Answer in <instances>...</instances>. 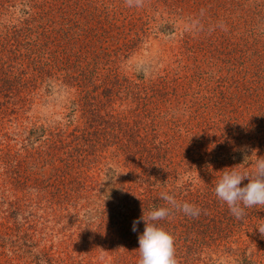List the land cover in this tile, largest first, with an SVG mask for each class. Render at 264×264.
Here are the masks:
<instances>
[{
  "label": "rangeland",
  "instance_id": "rangeland-1",
  "mask_svg": "<svg viewBox=\"0 0 264 264\" xmlns=\"http://www.w3.org/2000/svg\"><path fill=\"white\" fill-rule=\"evenodd\" d=\"M18 6L14 12L7 6L1 11L0 36L11 35L15 28V39L20 42L24 25L20 21L25 17ZM79 6L81 24L82 16L92 8H97L98 16L116 14L120 24L109 32V50L96 49L101 58L116 59L96 68L97 84L105 78L116 82L111 96L103 87L97 92L99 105L106 106L103 119L107 122L97 115L90 121L92 127L85 126L89 114L75 111L76 89L63 88L58 84L61 80H51L58 85L52 91L42 86L20 88L14 107L4 103L9 90H0V112L8 106L0 118V264H137L134 244H126L127 254L122 253L120 242L125 239L121 241V233L115 231L109 209L122 203L123 187L139 190L145 186L141 177L146 176L140 177L131 164L129 168L122 164L118 146L127 139L124 131L142 134L147 145L160 140L162 171L151 178L157 179L160 193L176 196L181 189L174 186L188 184L192 177L173 173L179 168H170L167 161L172 156L163 150L169 144L176 146L174 158L180 157L187 141L197 144L199 137L206 136L208 141L198 144V149L214 160L240 165L247 172L254 167L252 159L243 160L238 141L229 135L245 128L264 131V121L240 122L241 108L235 112L229 104L243 98L249 113L259 112L247 92L264 80H225V57L240 54L225 43L240 48L246 41L264 40V0H143L142 7H129L125 0H80ZM102 36L99 39L105 40ZM137 83L145 87L134 96ZM138 102L147 111L137 112ZM33 129L42 131L39 139L24 146V138ZM76 133H82L83 139L72 140L71 134ZM240 143V147L249 146L245 137ZM48 154L56 155L55 160L48 161ZM109 165L115 192L105 196ZM29 175L33 178L24 182ZM194 182L201 184L198 178ZM213 195L214 191L206 195L211 203ZM218 203L221 206L212 205L207 211L198 234L190 231L188 238L177 232L172 235L171 228L166 229L172 223L163 219L160 226L174 237L178 264H244L241 259L253 253L257 254L253 264H264V237L256 228L264 224V206L250 208L255 215L245 212L237 220L225 203ZM193 240L205 246L193 247L192 263H184L179 248ZM137 241L133 242L139 245Z\"/></svg>",
  "mask_w": 264,
  "mask_h": 264
},
{
  "label": "trees",
  "instance_id": "trees-1",
  "mask_svg": "<svg viewBox=\"0 0 264 264\" xmlns=\"http://www.w3.org/2000/svg\"><path fill=\"white\" fill-rule=\"evenodd\" d=\"M2 1L0 2V14H2L1 11H5V6L11 7L14 12L17 5H19L18 10L25 17L20 21V25L24 24L21 25L23 27L20 30V42H17L15 39L17 37L15 28L10 32L11 35L2 34L0 36L2 40L0 42V90L5 92L9 90L7 93L10 94H6L5 97L7 98L4 103L13 104L12 107H14L16 105V102H14L16 99L14 97L18 95L17 92L20 88L29 89L42 86L45 90L52 91L58 85L51 80H61L58 84L63 88L76 89L75 92L77 93L78 100L75 101V111H80L84 114L83 116L89 114L85 126L92 127L90 121L95 120L97 115L100 116V119H103L106 116L104 113L106 111L103 110L106 109V106L102 108L99 105V100L97 99L98 89L99 87H103V89L109 90V96H111L112 91L116 88V82L105 78L99 80L97 84L96 68L100 63L104 65L108 64L107 61L111 63L116 62V59L112 60L109 56L101 58L97 54L96 49L100 48L104 53L106 49L109 50L107 37L111 34L109 33L111 30L120 27L118 16L108 12L104 13L103 16L102 14L98 16L96 13L97 8H92L88 10L87 14L82 16L83 20L81 24L80 0ZM7 2H10V4L7 5ZM109 14L113 17H110ZM26 21L27 23H25ZM26 24L30 25L29 28L25 27ZM100 31L104 33L105 40L99 39L102 36ZM136 36L139 39V33ZM137 37L135 40H131L132 44L137 42ZM120 39H122V36ZM247 43L246 41V46L242 45L240 48H237L235 45L232 46V43H225L227 48L230 47V50L232 48L240 50V54L232 52L225 57V80H264V40L260 38V40ZM127 49L129 48L127 47ZM118 50H121V48H118ZM15 67L18 69L17 71L14 70ZM118 74L117 72V76ZM124 80L127 82V79L124 78ZM88 85L93 90L89 89ZM144 87V84L138 85L137 83L135 85L134 96L140 93ZM152 90L155 92L154 89ZM247 94L253 100L251 101L252 107L256 106L259 112L249 113L247 111L249 108L245 105L247 102L243 98L238 103L234 102V104L231 103L229 106H232L235 112H237L238 108H241L239 110L240 122L243 121L246 124H253L254 120H256L262 123L264 121V83L259 87L251 89ZM7 110L8 106H5L2 109L3 112H0V118ZM135 110L137 112H140V110L147 111V108L138 102ZM103 121L107 122L104 119ZM40 132H42L40 129H33L30 135L24 138V146H32L39 139ZM124 132L126 133L127 139L118 138V140H124V143L121 142L118 146L119 155L123 157L121 160L122 164L127 168L131 164L132 168L140 171V177L146 176V178L141 177L142 183L145 184L143 188L136 190V187H123L122 194L124 202L122 201L120 205H117L118 207H109L112 211L110 217L112 224L115 225L114 229L115 231L118 229L121 233V241L125 239L124 243L121 244L120 242L122 253L127 254L128 249L126 244L131 243L138 248L139 245L133 241H137V238L145 228V224L141 220L137 224V231L134 232L132 230L133 221L142 216L143 210L146 214L153 208L169 207V205L160 199L157 179L151 180V178L157 177L158 172L162 171L160 163L162 147L160 146V140L147 145V139L141 136L142 134L133 133L132 130L130 132ZM198 132L201 131L198 130ZM81 134H71L72 140H77V138L83 139V137H80ZM231 137L236 140L235 142L238 141V149L242 153L243 160L252 159V161H255L254 159H257V157H264L263 130L252 131V129L245 128L238 131L237 134L231 132L229 138ZM243 137L249 140V146L240 147L242 145L240 139ZM207 138L206 136L199 137L197 144H193L191 140L187 141L186 148L184 147L185 149L180 153L182 155L180 157L176 156L174 158L176 154V146L174 144H169V146L167 145L163 148L166 154L170 153L172 156L168 161L166 159L170 168H179L178 170H174L173 173H188V176H192L187 182L188 184H183L180 187L174 186L177 189H181L179 194H175L176 196L174 197L179 202H188L200 209L199 214L196 216L185 215L182 211H173V218L171 216V219L174 223L170 221L171 219L167 220L166 218V221L172 223L171 226L166 224L167 230L171 228L172 235L177 232L182 238H188L190 231L198 234L197 229L201 227L200 225H203V221L208 214L207 211L212 209V205L221 206L218 200L214 199L215 195H213L212 203L211 199L206 195H210L211 191H214L216 181L222 172L231 171L232 168L238 171H244L239 168L240 165H225L221 161L214 160L213 156H209L202 149H198V144L201 146L203 143H206L208 141ZM63 139V136L59 137L60 141H63ZM87 151L85 148L82 150L84 154ZM48 155V161L55 160L56 155ZM12 168L14 169V167ZM105 176L108 179V186L104 187L106 189L105 196H110V194L115 192L111 183L113 167L110 165L106 166ZM27 178H24V182L30 181L33 177L29 175V179ZM197 178L201 183L199 186H196L194 182V179L196 180ZM139 185L142 184L139 182ZM191 185L195 189L193 193ZM128 190H130V193L133 192L131 197H128L130 194L127 193ZM131 199L133 201H130ZM244 211L249 215H255L253 209L246 208ZM162 222L163 220H159L153 223L160 226ZM160 227L165 230L163 226ZM110 231L113 232L112 230ZM196 237L197 239L199 238V236ZM187 244L189 246L182 245L179 248L178 256L184 260V263H192L193 247L201 250L205 244L201 243L200 240H193ZM256 255V253H253L249 256L251 258L244 257L241 261L244 264H253V259H255L254 257Z\"/></svg>",
  "mask_w": 264,
  "mask_h": 264
},
{
  "label": "clouds",
  "instance_id": "clouds-1",
  "mask_svg": "<svg viewBox=\"0 0 264 264\" xmlns=\"http://www.w3.org/2000/svg\"><path fill=\"white\" fill-rule=\"evenodd\" d=\"M129 7H142L143 0H125ZM254 167L250 172L223 171L216 181L214 194L216 198L228 206L233 217L241 220L246 208L264 206V157H257L253 162ZM247 179V184L241 182ZM160 199L169 207H156L133 221L132 230L137 231V224L142 220L145 224L144 231L138 237L137 249L139 259L137 264H178L175 256L174 237L158 226L155 221L167 218L173 211H182L185 215L196 216L200 209L188 202H179L174 195L167 192L160 193ZM264 237V224L256 227Z\"/></svg>",
  "mask_w": 264,
  "mask_h": 264
}]
</instances>
